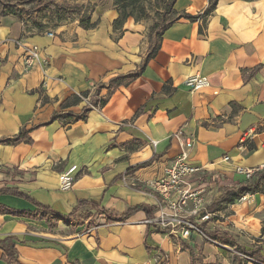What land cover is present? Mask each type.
Segmentation results:
<instances>
[{
	"label": "crops",
	"instance_id": "0c3cea01",
	"mask_svg": "<svg viewBox=\"0 0 264 264\" xmlns=\"http://www.w3.org/2000/svg\"><path fill=\"white\" fill-rule=\"evenodd\" d=\"M210 3L175 0L177 16L197 19L175 21L149 61L148 32L133 22L114 29V6L95 7L89 30L0 18V141L33 128L29 144H0V190L29 198L0 194V244L12 238L16 251L9 263L0 249V264H262L264 191L216 210L204 229L218 241L195 233L175 239L147 223L157 197L145 183L162 178L180 152L176 133L195 139L189 162L202 171L190 182L204 187L206 209L222 189L244 183L235 167L264 164V0H216L202 17ZM32 48L39 61L26 70ZM128 74L134 81L108 98L109 80ZM195 74L207 78L208 88L184 87ZM98 86L104 106L84 116L88 101L61 109L87 91L91 102ZM71 166L73 186L60 191L58 176ZM138 205L152 217L138 211L113 223L96 212L120 215Z\"/></svg>",
	"mask_w": 264,
	"mask_h": 264
},
{
	"label": "built area",
	"instance_id": "2783aa9c",
	"mask_svg": "<svg viewBox=\"0 0 264 264\" xmlns=\"http://www.w3.org/2000/svg\"><path fill=\"white\" fill-rule=\"evenodd\" d=\"M47 36L53 37V34L47 33ZM38 61L37 49H29L24 58V68L29 70ZM183 85L190 92H198L208 88L209 82L206 77L195 74L188 76ZM83 100L84 102L88 101L87 106L92 108L88 99ZM174 138L179 143L180 152L165 168L162 178L145 183L146 188L157 197L155 217L148 220L147 223L166 230L168 236L175 239H188L192 233L206 238L202 224L213 223L214 218L220 214L218 211L212 213L206 211L204 187H195L190 182L192 177L202 171L201 167L194 166L189 162V152L194 146L195 139L192 136L183 138L179 132L175 134ZM228 161L229 157L222 158V162L227 163ZM76 170V166H71L59 174L58 188L60 191H68L72 188ZM262 171H264V164L255 168H234V174L242 178L243 182L249 181L254 174ZM247 196L248 194H245L238 200L245 201Z\"/></svg>",
	"mask_w": 264,
	"mask_h": 264
},
{
	"label": "trees",
	"instance_id": "16d2710c",
	"mask_svg": "<svg viewBox=\"0 0 264 264\" xmlns=\"http://www.w3.org/2000/svg\"><path fill=\"white\" fill-rule=\"evenodd\" d=\"M3 0H0V3ZM17 2H19L20 4H23L24 1H34V0H15ZM39 1V0H38ZM41 1V0H40ZM137 0H114V7L117 11V15L118 17L113 21L112 26L114 27V29H120L122 28V26L124 25V23H126V20L129 18V14L126 12L127 11V6L129 5L128 3H134ZM175 0H169L163 8V12L162 15L160 17V22L158 24H155L152 26V28L150 29V33L148 35V42H149V53L147 55L146 61L151 60L152 58H154L156 56V54L158 53L159 49H160V44H161V39H162V35L163 33L177 20L183 18V19H187L189 21H195L197 19L196 16H189V15H181V16H177V14L174 12L173 10V4H174ZM210 8L208 10H206L203 14L202 17L208 16L209 12L214 9L215 7V2L216 0H210ZM79 9L78 12H81V8H77ZM71 8H64V7H58V10L56 12H52L51 18H55V23L59 24L60 22H62L66 15L65 14H70L71 12ZM25 12H23L22 10L19 9V7L17 6H8L7 8H4L1 12H0V18L6 17L8 15H13L15 17L20 18L21 20L23 19V14ZM146 16H141L140 19L145 18ZM172 17V18H171ZM33 26H36V23L33 22L32 24ZM96 25V23H91L90 17H86L85 19H82L79 22V26L84 29V30H89L92 29L94 26ZM38 27V26H36ZM39 28V27H38ZM136 75L135 74H128L126 76H118L115 78H112L111 80H109L107 87L109 89L108 92V98L111 95V93L116 90L117 88L121 87V86H128L132 81H134ZM101 87H96L94 89V92L91 94V102L90 105L92 107H102L105 105L106 100H97L98 95H99V90ZM166 89L164 88V91ZM89 92H83L79 95H74L71 96L70 98H68L67 100H65L62 105H61V109H68L71 107H75L78 106L82 103L83 99H86L88 96ZM92 108L89 106H84L81 110V116L86 115L87 112L91 111ZM60 116H57V118H59ZM69 118H73L74 115L69 114L68 116ZM33 129V128H32ZM32 129L26 131V130H21L18 135L14 136L13 138H8V139H4L0 141L1 145H17L21 142H25L27 144L30 143V139L27 138V134L29 131H31ZM149 165L148 162L143 163L141 165H138L136 167H134L132 170H138L141 168H145ZM264 191V171L256 173L252 176V178L249 181H246L244 183L239 184L236 187H231V188H224L220 191V195L218 196V198H216L212 204L210 205V207H208L206 209L207 212L212 213L214 211H216L217 209H219L221 207V205L226 204V205H232L235 201H237L241 196L245 195V194H256V193H262ZM5 193H9L11 195L17 196V197H22L25 199L29 198L27 196H25L24 194L18 192V191H5V190H0V194H5ZM34 206H36L39 209H42L44 212L46 213H51L54 214V212H51L50 209H48L45 206H42L38 203L35 202H31ZM80 205H82V203H79ZM138 211H144L146 212L148 218L152 217V212L148 209H146L143 205H138L135 206L133 208H130L126 213L124 214H113L111 212H108L102 208L96 207V212L99 215L104 216L105 220L107 222H124L126 221V219H128V217H130L133 213L138 212ZM205 224H202V227L204 228ZM206 236L214 241H218L216 238V233H207L205 232ZM222 242V241H219ZM0 249L3 251V256L2 259L5 260L6 262H14L16 263V251H15V245L12 241V238H8L7 240H5L4 242H2L0 244ZM237 252H241L242 255L249 257V258H255V255L253 253L250 252H246V251H240L238 248H236ZM262 264H264V261H261ZM237 264H240V261L237 262Z\"/></svg>",
	"mask_w": 264,
	"mask_h": 264
},
{
	"label": "rangeland",
	"instance_id": "374dc122",
	"mask_svg": "<svg viewBox=\"0 0 264 264\" xmlns=\"http://www.w3.org/2000/svg\"><path fill=\"white\" fill-rule=\"evenodd\" d=\"M76 1L78 2L76 3ZM168 1L169 0H137L135 4L128 3L129 5L127 6L126 12L129 14V18L126 22H133L135 24L137 23L142 25L149 35L152 26L160 22L164 5ZM113 4L114 0H97L94 4L89 1L82 3L81 0H34L24 1L23 4H20L15 0H3L0 3V12L8 6H17L20 10L25 12L22 20H26L30 24L35 22L36 26L39 28L47 27L53 30L57 27L58 23H55L56 19L51 18V15L52 12H56L58 10V7L73 9L70 14H65V19L60 23H64L66 21L69 24L70 22H75L76 25H79V22L82 19L92 17V13L96 10L95 7L99 6L101 9H106L114 6ZM77 8H81V12H78L79 9ZM144 15L146 17L140 19V17ZM215 219L216 218H214V221Z\"/></svg>",
	"mask_w": 264,
	"mask_h": 264
}]
</instances>
